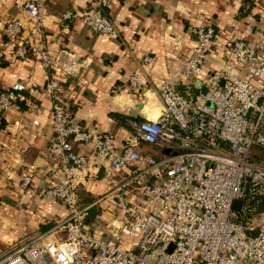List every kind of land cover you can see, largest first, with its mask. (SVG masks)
<instances>
[{
	"label": "built area",
	"instance_id": "1",
	"mask_svg": "<svg viewBox=\"0 0 264 264\" xmlns=\"http://www.w3.org/2000/svg\"><path fill=\"white\" fill-rule=\"evenodd\" d=\"M23 13L31 39H21L19 19L6 23L4 35L15 43L12 57L31 54L48 74L41 90L50 100L46 147L62 177L38 189L22 174L18 185L61 202L67 214L0 252V264H264V33L226 39L216 52L222 31L209 22L191 26L194 44L155 86L162 113L154 121L127 119L131 135L119 141L71 111L62 79L80 77L82 64L48 49L43 1L25 0ZM79 19L92 35L118 36L100 2ZM213 53L219 60L206 69ZM155 62V55L141 58L146 67ZM137 80L129 79L135 92ZM23 89L20 81L0 89V125ZM100 168L108 189L84 203L79 191ZM102 202L109 222L90 212Z\"/></svg>",
	"mask_w": 264,
	"mask_h": 264
},
{
	"label": "crops",
	"instance_id": "2",
	"mask_svg": "<svg viewBox=\"0 0 264 264\" xmlns=\"http://www.w3.org/2000/svg\"><path fill=\"white\" fill-rule=\"evenodd\" d=\"M24 1L0 0V89L16 81L24 85L20 91L24 100L8 111L0 127V252L29 234L49 228L67 214L61 202L42 198L18 185L22 174H30L38 189L62 177L46 147L51 134L50 100L41 90L48 74L31 54L22 59L12 57L15 43L4 35L6 23L19 19L24 24L21 39H31V25L23 13ZM42 1L48 49L52 53L72 54L82 64L80 77L62 79L66 81L64 88L71 111L85 127L114 130L119 141L131 135L127 119H142L139 113L143 109H136L139 102L155 111L161 108L155 86L176 58H183L194 44L191 26L209 22L222 31L216 52L226 39H252L264 33V0ZM95 2L101 3L104 14L116 27L117 38L92 35L81 24L82 10ZM170 37L178 43H172ZM128 45L133 46L131 53H126ZM145 54L156 57L151 67L141 64ZM214 60H219V54H212L206 69L215 66ZM131 76L137 77L139 92L129 86ZM33 119L38 121L35 126L31 125ZM107 189L100 168L99 177L88 179L79 196L84 203H90ZM105 209L102 202L93 205L90 212L94 215L101 211V217L106 219L111 214Z\"/></svg>",
	"mask_w": 264,
	"mask_h": 264
},
{
	"label": "water",
	"instance_id": "3",
	"mask_svg": "<svg viewBox=\"0 0 264 264\" xmlns=\"http://www.w3.org/2000/svg\"><path fill=\"white\" fill-rule=\"evenodd\" d=\"M195 85H199V81H196ZM202 89H203V91H205L204 87ZM136 109H139V110L143 109L144 112H142V113L140 112L139 116L142 119L148 120V121L156 120L160 116V114L162 113V107L159 108L158 111H155L154 109H151L147 105H144L142 102H139L137 104ZM132 115L136 116L137 114L135 112H132ZM165 152L167 153V151H165ZM237 205L238 204L235 203V204H233V207H237ZM101 219H104L105 221L109 222L111 220V217H109V218L106 217V219L101 217ZM109 229H112L111 225L109 226Z\"/></svg>",
	"mask_w": 264,
	"mask_h": 264
},
{
	"label": "trees",
	"instance_id": "4",
	"mask_svg": "<svg viewBox=\"0 0 264 264\" xmlns=\"http://www.w3.org/2000/svg\"><path fill=\"white\" fill-rule=\"evenodd\" d=\"M103 10V9H102ZM104 12V11H103ZM66 83V81L64 80H62V84L64 85ZM22 100H24V98H22V94L21 93H19V97H18V99H17V105L18 104H20L21 103V101ZM4 125V122L0 125V127H2ZM111 132H113L114 133V130H111ZM140 148H141V150L143 151V152H150V153H152V154H155V149L153 148V147H151V146H149V145H147V144H145V143H141L140 144Z\"/></svg>",
	"mask_w": 264,
	"mask_h": 264
},
{
	"label": "rangeland",
	"instance_id": "5",
	"mask_svg": "<svg viewBox=\"0 0 264 264\" xmlns=\"http://www.w3.org/2000/svg\"><path fill=\"white\" fill-rule=\"evenodd\" d=\"M150 153V152H149Z\"/></svg>",
	"mask_w": 264,
	"mask_h": 264
}]
</instances>
